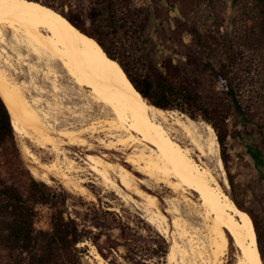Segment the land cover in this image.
<instances>
[{"label": "rangeland", "instance_id": "rangeland-1", "mask_svg": "<svg viewBox=\"0 0 264 264\" xmlns=\"http://www.w3.org/2000/svg\"><path fill=\"white\" fill-rule=\"evenodd\" d=\"M69 1L87 22L100 11L101 0ZM112 1L117 9L122 4L120 0ZM127 4L141 15L138 22L139 32L130 38L131 34L127 36L124 29L121 30L113 38L115 47L125 50L129 57L126 59L129 69L138 80L148 73L150 67L162 72L161 62L164 58H171L181 66L186 65L183 68H186L191 84L194 83L195 91L209 108L216 110L215 124L224 136V154H221L217 138L216 142L218 156H221L222 161L224 155L227 162V166L222 164L223 177L226 178L228 186H224L221 172L217 169L215 177L217 176L216 179L227 197L243 207L242 211L235 206L236 215L249 222L257 242L261 264H264V0H127ZM124 27L127 25L124 24ZM5 39L6 44L0 46V49H5L9 64L5 65L4 55H0V68L4 69L11 79L26 85L24 93L27 98L39 99L37 108L47 115L45 121L53 131L50 136L59 139L60 151L75 162L74 171L65 173L69 182L83 181L80 184L86 188L88 194L82 196L73 190V185L69 188L64 186L68 181L60 174L59 177L58 174L56 177H49L50 181L46 185L57 192L66 193L68 212L72 217H75V212L81 213V217L77 219L80 226L92 227V223L101 227L105 225V231H109L107 233L112 237L118 238L119 234L123 233L130 240L129 247L124 246L125 242H119L120 246L113 251L110 261L116 264H168L166 256L173 239L172 229H169L170 237L161 235L145 221L138 197L122 191L124 197H128L126 199L102 187L99 179L88 170L85 163L87 155L104 154L108 155L109 161L125 165V155L130 151L104 149L99 143L100 140L108 139L104 133L81 135L93 150L83 146H69L63 138L56 135L60 130L77 132L92 123L104 120L102 108L87 98V90L80 91L62 67L52 65L55 77H45L47 67L43 62H38L32 56L25 61L18 60L9 50L12 44L9 35H6ZM187 57L190 59L188 65ZM29 66L35 67L34 72L30 71ZM213 70L226 75L239 109L221 93ZM53 83L57 87L56 91L52 87ZM220 103L227 105V110H222ZM170 112H174L171 115L175 118L183 115L190 119L179 111ZM195 117V120H191L199 124L202 133L208 125L217 136L216 129L209 122L201 116ZM25 148L40 162L51 164L58 161L63 167L61 169L66 170L63 157H56L50 147L43 150L27 138L16 135L15 148H0V185L14 184L24 195L25 172L30 173V169L36 168ZM256 158L259 164L255 161ZM136 176L145 182L149 180L142 175ZM148 184L151 189L143 188V191L156 197L163 214L168 206L164 201L174 200L181 218L191 227H199L200 221L192 212V204L198 203L195 194L191 193L188 197L193 203H188L185 195L173 194L161 184ZM94 210L107 211L109 215L89 218L88 211ZM35 211L34 227L40 231L50 230L49 207L38 204ZM165 216L169 219L172 217L166 214ZM105 240V237H102L99 243ZM76 247L82 253H78L67 264H98L93 258L91 247L96 252L97 250L90 241ZM237 256L238 250L230 242L223 257V264H236ZM103 261L102 264H110L104 259ZM0 264H11L10 254L2 249Z\"/></svg>", "mask_w": 264, "mask_h": 264}, {"label": "bare ground", "instance_id": "bare-ground-1", "mask_svg": "<svg viewBox=\"0 0 264 264\" xmlns=\"http://www.w3.org/2000/svg\"><path fill=\"white\" fill-rule=\"evenodd\" d=\"M6 35L12 43L9 50L18 60L25 61L32 56L43 62L47 67L45 77H55L52 67L59 65L80 91L87 90V98L102 108L104 120L81 131L65 129L56 135L69 146L93 150L81 135L104 133L108 141H99L104 149L130 151L125 155V165L109 161L104 154L87 155L85 163L102 187L118 196L124 197L122 191H126L138 197L145 221L161 235L167 236L172 229L173 239L166 256L168 264H223L230 242L238 250L236 264H261L252 228L236 215L234 203L215 177L217 169L224 186H228L223 177V162L218 156L217 136L210 126H205L202 133L199 124L191 119L183 115L175 118L171 115L174 112L162 111L147 103L117 61L108 58L93 38L46 7L28 0H0V46L6 44ZM6 54L5 49H0L3 63L8 65ZM29 69L34 72L35 67L29 66ZM25 87L0 68V97L9 112L14 133L43 150L50 147L56 157H63L66 165L63 171L58 161L42 163L25 148L36 165L30 169L31 175L45 184L49 183V177L61 175L68 181L64 186L73 185L74 191L87 195L88 191L80 184L83 181L69 182L66 174L74 171L75 162L60 151L61 142L50 136L53 131L45 121L46 113L37 108L39 99L27 98ZM52 87L57 90L55 83ZM137 174L149 180L145 182ZM149 182L161 184L173 194L185 195L188 203H193L188 197L195 194L198 203L192 204V212L200 221L199 227L193 228L181 218L174 200L164 201L168 206L163 214L156 197L143 191V188L151 189ZM165 214L172 217L169 219ZM91 251L98 264L104 263L93 247Z\"/></svg>", "mask_w": 264, "mask_h": 264}, {"label": "trees", "instance_id": "trees-1", "mask_svg": "<svg viewBox=\"0 0 264 264\" xmlns=\"http://www.w3.org/2000/svg\"><path fill=\"white\" fill-rule=\"evenodd\" d=\"M28 1L60 14L79 32L93 38L108 58L117 61L131 85L150 105L164 111H179L192 120H195V116H201L209 122L216 129L221 154H224V136L215 124L216 110L209 108L201 100L194 89V83L191 84L190 77H187L186 68H183L186 65L181 66L171 58H164L161 62L162 72L150 67L141 80L133 76L126 61L129 58L127 53L122 48H116V43L113 42V38L123 29L127 36L131 34L130 38L139 32L138 22L141 15L127 4V0H120L122 4L118 9L112 0H101L100 11L90 17L88 22L69 0ZM124 24L127 25L126 28ZM189 63L190 59L187 57L186 64ZM213 74L219 82L221 93L239 109L226 75L215 70ZM219 106L222 110H227L224 103ZM15 136L9 112L0 97V148H15ZM223 156L222 162L227 166ZM255 161L260 163L257 158ZM24 178L25 195L14 184L0 185V249L10 254L11 264H67L78 253H82L76 246L85 241H90L105 261L116 264L110 261V256L120 246L119 242H125V247L130 246V240L123 233L114 238L107 233L109 231H105V225L101 227L92 223V227L80 226L77 219L81 217V213L78 211L74 213L75 217L71 216L66 206V193L57 192L45 183L35 180L28 171ZM230 184L232 185V181ZM232 201L239 210H244L237 201ZM38 204L50 209L48 231H40L34 227L35 206ZM88 214L89 218L109 215L107 211L100 210L88 211ZM102 237L106 240L100 244Z\"/></svg>", "mask_w": 264, "mask_h": 264}, {"label": "water", "instance_id": "water-1", "mask_svg": "<svg viewBox=\"0 0 264 264\" xmlns=\"http://www.w3.org/2000/svg\"><path fill=\"white\" fill-rule=\"evenodd\" d=\"M138 93V92H137ZM139 94V93H138ZM140 95V94H139ZM141 97V96H140ZM142 98V97H141ZM143 100H145L144 98H142ZM146 101V100H145ZM147 102V101H146ZM148 103V102H147ZM162 111H164V110H162Z\"/></svg>", "mask_w": 264, "mask_h": 264}]
</instances>
